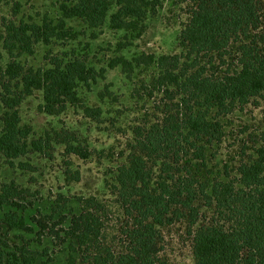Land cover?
Here are the masks:
<instances>
[{"label": "trees", "instance_id": "trees-1", "mask_svg": "<svg viewBox=\"0 0 264 264\" xmlns=\"http://www.w3.org/2000/svg\"><path fill=\"white\" fill-rule=\"evenodd\" d=\"M178 1L189 4L178 53L120 55L108 62L128 76L134 68L152 69L140 87L156 104V116L132 128L125 161L105 181L109 196L57 193L36 217L24 215L27 206L17 200L24 188L14 181L0 184V224L20 240L0 242V264H169L162 253L163 229L178 222L185 224L193 264H264V133L254 157L233 173L227 168L215 177L203 173L207 151L224 136L223 119L264 98V0ZM156 6V0H59L55 23L46 16L40 22L4 23L0 154L6 165L33 169L25 159L31 154L49 158L53 144L81 160L91 155L69 129L30 137L32 128L22 124L19 107L34 92L40 93L37 106L45 115L74 107L100 119L101 108L85 105L79 90H90L103 68L97 70L75 50L46 54V65L27 66L35 45L76 40L80 32L67 26L73 19L91 30L106 22L109 29L137 38ZM117 47L123 49L120 43ZM64 175L67 182L80 180L79 170L68 165ZM23 232L34 240L18 236Z\"/></svg>", "mask_w": 264, "mask_h": 264}, {"label": "rangeland", "instance_id": "rangeland-1", "mask_svg": "<svg viewBox=\"0 0 264 264\" xmlns=\"http://www.w3.org/2000/svg\"><path fill=\"white\" fill-rule=\"evenodd\" d=\"M157 6L148 13L145 19V31L137 38H132L119 30L109 29L105 22L103 26L89 29L80 20L67 21V26L80 32L74 41L61 43L52 41L50 45L38 43L35 52L25 60L27 66L46 65V54L62 55L75 50L76 53L86 54L87 61L97 70L103 68V76L91 85L90 90H79L82 102L92 107H100L101 114L98 121L85 117L82 110L68 107L58 116H48L39 112L38 104L41 96L39 92L24 99L19 107L22 124L32 128V136L39 137L43 131L50 129H69L74 131L79 139L88 146L91 155L81 160L74 155H65L63 147L53 144L49 158L31 154L27 162L33 169L22 170L10 167L3 161L0 154V184L14 183L25 189L17 200L27 206L24 215L39 217L44 207L54 199L57 193L65 196L82 195L108 197L105 181H110L113 170L125 161L129 146L133 142L132 128L142 123L145 118L153 119L156 111L152 106L153 100L145 97L147 92L140 87V82L148 83L152 69L146 67L134 68L130 76L126 75L121 67H108V62L116 56L131 59L142 53L175 54L180 51L177 45V36L188 18V3H179L178 0H156ZM59 0H3L0 3V35L6 21L40 22L43 17L56 22ZM95 37L91 38L90 34ZM123 49H118V44ZM2 60H7L1 48ZM138 90H137V89ZM135 92L134 97L132 91ZM159 96L155 100H159ZM224 136L222 140L212 145L207 151V168L203 173L210 177L222 174L227 168L233 173L234 168L243 160L253 156V148L261 133H264V98L252 99L243 108H236L225 117ZM256 142V143H255ZM69 164H66V163ZM68 165L72 170H79L78 182H67L64 170ZM203 213L206 215L208 212ZM17 232H6L0 224V242L9 244L20 242ZM18 236L31 238L26 232ZM46 244L45 237H41ZM31 245L38 246L37 241ZM47 245H50L49 242ZM40 249L41 247L38 246ZM50 256H51V252ZM164 258L169 264H193L190 253V239L187 238L184 223H175L163 229Z\"/></svg>", "mask_w": 264, "mask_h": 264}]
</instances>
